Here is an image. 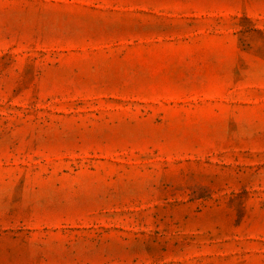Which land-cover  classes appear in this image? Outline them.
<instances>
[{
	"label": "rangeland",
	"instance_id": "rangeland-1",
	"mask_svg": "<svg viewBox=\"0 0 264 264\" xmlns=\"http://www.w3.org/2000/svg\"><path fill=\"white\" fill-rule=\"evenodd\" d=\"M0 264H264V0H0Z\"/></svg>",
	"mask_w": 264,
	"mask_h": 264
}]
</instances>
